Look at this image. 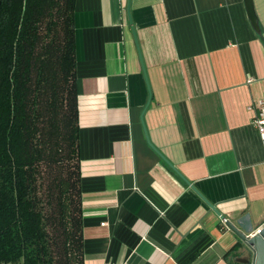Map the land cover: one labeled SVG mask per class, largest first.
Instances as JSON below:
<instances>
[{
    "label": "crops",
    "instance_id": "0c3cea01",
    "mask_svg": "<svg viewBox=\"0 0 264 264\" xmlns=\"http://www.w3.org/2000/svg\"><path fill=\"white\" fill-rule=\"evenodd\" d=\"M253 1L259 32L243 0L75 1L83 264L250 259L225 220L264 226Z\"/></svg>",
    "mask_w": 264,
    "mask_h": 264
},
{
    "label": "trees",
    "instance_id": "16d2710c",
    "mask_svg": "<svg viewBox=\"0 0 264 264\" xmlns=\"http://www.w3.org/2000/svg\"><path fill=\"white\" fill-rule=\"evenodd\" d=\"M76 0H0V264H83Z\"/></svg>",
    "mask_w": 264,
    "mask_h": 264
},
{
    "label": "water",
    "instance_id": "95a60500",
    "mask_svg": "<svg viewBox=\"0 0 264 264\" xmlns=\"http://www.w3.org/2000/svg\"><path fill=\"white\" fill-rule=\"evenodd\" d=\"M243 1H244L247 17H248V20H249L252 28L256 32H259V27H258L259 21H258V16L255 13L256 10H255V6H254V1L253 0H243ZM127 11L129 14V12H130V0H128ZM133 34H134V38L136 41L135 45H137L135 33H133ZM137 50H138L139 56L141 58L138 45H137ZM141 64H142V67L144 70L143 62H141ZM149 103H150V95L148 97L147 103H146L143 111L141 112L142 113L141 114V122L143 124V128H144V132H145L147 142H148L149 146L155 151V153H157L168 164V166H170L180 176V178L183 179V177L179 174V172L176 170V168H174V166H171V164L167 162L165 157L161 153H159V151L155 147H153V145L149 141L146 129L144 127V121H143V114H144L143 112L146 110ZM209 206L218 216H220L221 219H224L223 218L224 216H222L220 214V212L214 206H212L210 204H209ZM225 224L229 228V230H231L235 234V236L240 240L242 245L251 252V258L250 259L237 258L236 260L238 262L244 263V264H264V226H262L259 230H257L253 234L248 235V234H245L244 232L240 231L238 228H236V226L232 222H230L229 220H225Z\"/></svg>",
    "mask_w": 264,
    "mask_h": 264
},
{
    "label": "built area",
    "instance_id": "2783aa9c",
    "mask_svg": "<svg viewBox=\"0 0 264 264\" xmlns=\"http://www.w3.org/2000/svg\"><path fill=\"white\" fill-rule=\"evenodd\" d=\"M253 122L264 147V98L259 99L257 102V115ZM102 225H104V223Z\"/></svg>",
    "mask_w": 264,
    "mask_h": 264
},
{
    "label": "rangeland",
    "instance_id": "374dc122",
    "mask_svg": "<svg viewBox=\"0 0 264 264\" xmlns=\"http://www.w3.org/2000/svg\"><path fill=\"white\" fill-rule=\"evenodd\" d=\"M248 255V253H246ZM249 256V255H248ZM251 258V257H250Z\"/></svg>",
    "mask_w": 264,
    "mask_h": 264
}]
</instances>
